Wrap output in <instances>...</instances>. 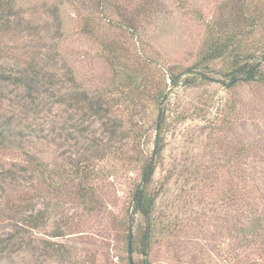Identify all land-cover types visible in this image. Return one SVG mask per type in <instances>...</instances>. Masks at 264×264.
<instances>
[{
    "label": "rangeland",
    "instance_id": "374dc122",
    "mask_svg": "<svg viewBox=\"0 0 264 264\" xmlns=\"http://www.w3.org/2000/svg\"><path fill=\"white\" fill-rule=\"evenodd\" d=\"M96 1L0 0V71L26 78L0 79V124L11 121L13 134L0 145V264H130L142 187L156 193L168 228L147 256L133 251L134 264H264V233H251L253 217H264V80L233 82L230 56L199 62L224 0ZM250 2L259 24L242 45L264 70V0ZM130 17L133 32L118 26ZM74 88L106 117L55 99ZM113 119L128 138L111 140ZM32 156L45 173L31 169ZM78 162L88 181L73 178Z\"/></svg>",
    "mask_w": 264,
    "mask_h": 264
},
{
    "label": "trees",
    "instance_id": "16d2710c",
    "mask_svg": "<svg viewBox=\"0 0 264 264\" xmlns=\"http://www.w3.org/2000/svg\"><path fill=\"white\" fill-rule=\"evenodd\" d=\"M105 2L110 3L109 0H97L96 3L98 9L104 8ZM112 6L115 8L117 15L121 14V9L118 8L117 4H112ZM252 6L253 3L250 2V0H224L220 2V11L218 14L207 23V35L204 38V45H207V47L203 51L204 55L199 62L200 64L207 65L209 62L223 57H232L233 59L230 63L229 69L227 70V74L233 77V82L239 78V74H246L247 79L264 80V70L259 69L257 67V63H250L253 53L247 52L248 48H245L242 45L244 39L250 36L254 32V27L259 24V20L256 17ZM144 10L145 7L142 6L141 10H138L136 13L133 12V19L140 16ZM132 17L126 19L124 22H118V26L133 32L137 26L135 25V20H133ZM91 19V17H88L85 23H89ZM248 26H251L253 29L248 31ZM93 32L94 30L90 29L89 33L92 34ZM115 59L120 62L117 63L119 73L126 72L125 69L127 64L125 65L123 63L122 57L116 55ZM0 79L19 83L26 81V78L23 76L20 77L18 75L3 71H0ZM172 80L173 83H177L175 76H172ZM55 99L59 102H70V104L76 108H84L85 105H87L88 108L93 110V113L100 118L106 117L103 115L105 114V111H108L102 102L94 101L86 91L79 88L60 92L55 95ZM114 120L115 119H113L111 126L108 127L111 140H115L117 138L124 140L128 138L131 134H127L126 131L120 127L122 124H118L117 120ZM164 121L165 113L159 110V114L155 120V155H161L164 148ZM10 123L11 121L0 124V145L4 141L6 133H8V135H13L12 128H8ZM122 130H124L125 133H123ZM29 162L33 164L31 165L32 170H42L43 173L47 171V168L40 167L43 166L44 163L36 161L34 156L29 159ZM143 168L145 178L144 180L146 183H148L155 172L156 163H153L151 158H149L146 162H144ZM72 172L74 179L77 177L86 179V181H88V174L91 172V170L89 169L88 163L81 164L78 162L74 171ZM49 174L52 175L53 173L49 172ZM156 196V193L149 191L147 187L137 188L134 193L132 213L140 214L142 221L138 226V234L136 236L132 235V252L138 249L147 256L154 238H156L157 234L162 231L163 228H168L166 221L168 220L169 216L167 215L162 217L157 214L158 207L156 204ZM128 218L129 222L131 221V223L128 225L129 230L131 224L134 223L136 219L134 218V215L132 217L129 215ZM40 219L41 217L39 218V215L30 214L27 218V221L30 223L29 226H39ZM252 223L255 225V227L252 229L251 233L254 236L262 235L264 233V217H262V215L255 216L253 217ZM131 234V231L130 233L128 232L129 237ZM144 264H149L146 259Z\"/></svg>",
    "mask_w": 264,
    "mask_h": 264
},
{
    "label": "water",
    "instance_id": "95a60500",
    "mask_svg": "<svg viewBox=\"0 0 264 264\" xmlns=\"http://www.w3.org/2000/svg\"><path fill=\"white\" fill-rule=\"evenodd\" d=\"M128 255H129V258H130V263L131 264H134V261H133V252H132V234L129 237Z\"/></svg>",
    "mask_w": 264,
    "mask_h": 264
}]
</instances>
